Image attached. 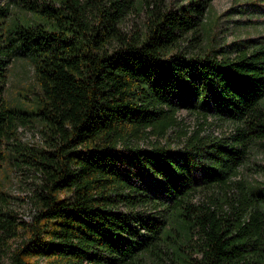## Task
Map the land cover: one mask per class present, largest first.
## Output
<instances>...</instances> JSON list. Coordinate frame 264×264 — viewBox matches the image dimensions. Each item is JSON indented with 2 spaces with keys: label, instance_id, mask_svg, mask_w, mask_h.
<instances>
[{
  "label": "trees",
  "instance_id": "trees-1",
  "mask_svg": "<svg viewBox=\"0 0 264 264\" xmlns=\"http://www.w3.org/2000/svg\"><path fill=\"white\" fill-rule=\"evenodd\" d=\"M212 0H6L0 4V167L41 178L31 224L3 207L10 264H264V186L238 178L264 140V43H217ZM141 9L143 25L125 31ZM244 12V10H241ZM191 48V49H189ZM27 60L38 94L6 97ZM184 104L235 124L229 137H167ZM41 124L45 145L21 141ZM148 173H147V172Z\"/></svg>",
  "mask_w": 264,
  "mask_h": 264
},
{
  "label": "rangeland",
  "instance_id": "rangeland-1",
  "mask_svg": "<svg viewBox=\"0 0 264 264\" xmlns=\"http://www.w3.org/2000/svg\"><path fill=\"white\" fill-rule=\"evenodd\" d=\"M188 0H167L175 6L187 3ZM6 0H0L4 4ZM241 10H244L241 11ZM205 32L217 42L227 44L239 37L260 38L264 43V0H212ZM145 14L141 9L133 10L126 18L125 31H135L143 25ZM191 49V48H189ZM38 85L32 66L27 60H15L10 65L6 97L13 104H28L36 98ZM178 123L168 133L167 137L151 134L145 140L135 141V144L150 148L155 142L168 141L172 147L179 148L187 136L200 131L202 135L229 137L235 131V124L218 119L212 115L205 117L184 104L177 113ZM19 137L25 144L45 145L43 128L38 122H30L21 126ZM147 172V171H146ZM148 173V172H147ZM253 184L264 186V140L255 143L249 152L248 159L240 168V176ZM0 180L5 192L3 207L16 216L17 221L25 224L34 222L38 214L35 192L42 183L40 176L33 169L20 167L17 161L10 159L0 167ZM22 236L9 241L0 250V264H10L12 250L27 237V232L21 230Z\"/></svg>",
  "mask_w": 264,
  "mask_h": 264
}]
</instances>
